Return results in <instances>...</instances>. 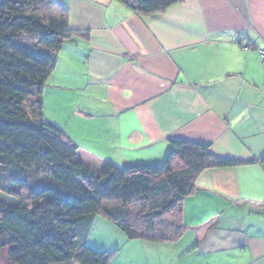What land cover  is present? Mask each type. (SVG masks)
Here are the masks:
<instances>
[{"label":"crops","instance_id":"crops-1","mask_svg":"<svg viewBox=\"0 0 264 264\" xmlns=\"http://www.w3.org/2000/svg\"><path fill=\"white\" fill-rule=\"evenodd\" d=\"M53 1L71 35L29 105L82 163L160 166L170 140L249 163L203 171L181 203V238L136 241L145 263L264 264V0H182L149 16Z\"/></svg>","mask_w":264,"mask_h":264},{"label":"trees","instance_id":"trees-1","mask_svg":"<svg viewBox=\"0 0 264 264\" xmlns=\"http://www.w3.org/2000/svg\"><path fill=\"white\" fill-rule=\"evenodd\" d=\"M115 1L149 16L182 0ZM70 35L67 12L53 0H0V249L8 264H109L117 251L86 244L96 216L128 241L176 242L197 177L249 164L178 140L160 166L108 162L97 171L82 163L78 146L29 105Z\"/></svg>","mask_w":264,"mask_h":264},{"label":"rangeland","instance_id":"rangeland-1","mask_svg":"<svg viewBox=\"0 0 264 264\" xmlns=\"http://www.w3.org/2000/svg\"><path fill=\"white\" fill-rule=\"evenodd\" d=\"M114 227L105 217L96 216L95 223H92L90 234L87 236L88 247L96 250L106 248L108 250L104 251L109 254L117 250L116 256L110 259L112 264H146L143 260L142 248L137 242L126 240L124 234ZM5 257L6 251L0 249V264H8Z\"/></svg>","mask_w":264,"mask_h":264},{"label":"built area","instance_id":"built-area-1","mask_svg":"<svg viewBox=\"0 0 264 264\" xmlns=\"http://www.w3.org/2000/svg\"><path fill=\"white\" fill-rule=\"evenodd\" d=\"M260 56H261V61H262V64L264 65V51H260Z\"/></svg>","mask_w":264,"mask_h":264}]
</instances>
